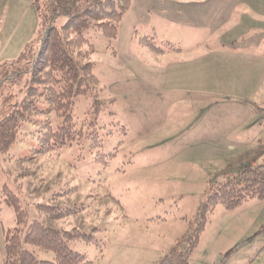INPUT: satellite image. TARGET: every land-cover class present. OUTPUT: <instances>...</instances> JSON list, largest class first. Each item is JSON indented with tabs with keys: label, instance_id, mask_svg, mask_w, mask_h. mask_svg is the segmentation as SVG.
<instances>
[{
	"label": "rangeland",
	"instance_id": "rangeland-1",
	"mask_svg": "<svg viewBox=\"0 0 264 264\" xmlns=\"http://www.w3.org/2000/svg\"><path fill=\"white\" fill-rule=\"evenodd\" d=\"M41 1L0 0V105L24 95L27 66L11 64L38 49ZM86 34L104 110L98 118L93 94L77 98L78 139L36 154L39 128L61 121L39 97L40 113L0 153V191L19 196L27 223L43 219L39 204L78 206L52 225L92 232L98 244L73 248L95 264H154L189 234L211 182L264 162V0H132L115 53L97 29ZM15 226L0 195V264ZM189 264H264V199L217 205Z\"/></svg>",
	"mask_w": 264,
	"mask_h": 264
},
{
	"label": "trees",
	"instance_id": "trees-1",
	"mask_svg": "<svg viewBox=\"0 0 264 264\" xmlns=\"http://www.w3.org/2000/svg\"><path fill=\"white\" fill-rule=\"evenodd\" d=\"M41 2L38 6L42 17L38 49L35 53L31 50L11 64L17 72H20L21 65L27 66L25 92L22 98L13 95L14 102L6 99L0 105V153L10 150L24 123H30L32 116L40 113L39 97L46 103L48 111L55 112L61 121L57 125L49 123L44 132L39 128L37 148L34 149L36 154L49 153L78 139L82 130L76 127L72 113L77 98L93 94V110L99 118L104 107L98 96L103 89L95 73L93 54L96 47L86 31L92 27L97 29L109 41L107 47L115 53L112 41L117 38L120 22L132 4V0ZM61 15L66 20L58 25L55 20ZM139 43L159 54L164 51L155 43L153 36H143ZM21 76L19 73L17 78ZM0 195L5 205L14 210L16 221V226L6 231L5 259L1 264H95L87 253L73 248L76 242L98 244L92 232L64 230L52 225L76 213L78 206L39 204L37 212L43 219L27 223V210L7 183L2 185ZM253 198L264 199V162L242 166L233 176L218 183L211 182L189 234L177 240L170 252L154 264H189L190 254L215 207L221 204L234 209ZM25 245L52 252L54 259H39L35 251Z\"/></svg>",
	"mask_w": 264,
	"mask_h": 264
},
{
	"label": "crops",
	"instance_id": "crops-1",
	"mask_svg": "<svg viewBox=\"0 0 264 264\" xmlns=\"http://www.w3.org/2000/svg\"><path fill=\"white\" fill-rule=\"evenodd\" d=\"M253 163V162H252Z\"/></svg>",
	"mask_w": 264,
	"mask_h": 264
}]
</instances>
